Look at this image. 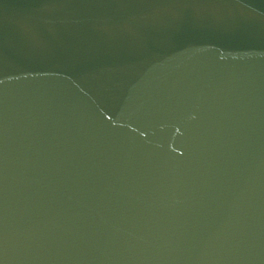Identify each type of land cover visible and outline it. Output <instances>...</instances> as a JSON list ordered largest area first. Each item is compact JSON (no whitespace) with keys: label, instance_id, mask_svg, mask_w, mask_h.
Masks as SVG:
<instances>
[{"label":"water","instance_id":"water-1","mask_svg":"<svg viewBox=\"0 0 264 264\" xmlns=\"http://www.w3.org/2000/svg\"><path fill=\"white\" fill-rule=\"evenodd\" d=\"M264 65V0H142Z\"/></svg>","mask_w":264,"mask_h":264}]
</instances>
